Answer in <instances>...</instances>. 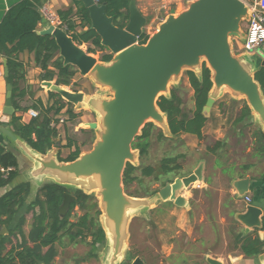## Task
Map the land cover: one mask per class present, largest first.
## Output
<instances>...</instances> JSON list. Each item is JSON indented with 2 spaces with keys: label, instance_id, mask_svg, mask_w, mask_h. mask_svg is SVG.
Returning a JSON list of instances; mask_svg holds the SVG:
<instances>
[{
  "label": "water",
  "instance_id": "obj_1",
  "mask_svg": "<svg viewBox=\"0 0 264 264\" xmlns=\"http://www.w3.org/2000/svg\"><path fill=\"white\" fill-rule=\"evenodd\" d=\"M78 1L87 10L90 28L99 36L100 44L112 54L110 60H97L91 56L61 27L49 25L38 32L51 35L64 65H73L81 75L87 76L102 89L103 96L90 98L50 81H43L42 84L67 102L84 104L96 113L98 123L88 124L96 132L91 150L79 153L73 160L64 161L57 157L58 140L52 148L40 153L12 130L0 125V132L17 144L33 162L30 173L39 181L47 180L67 188L80 189L98 198V221L106 243L100 260L102 264H121L126 258L131 218L160 200L184 205L185 199L179 192L202 177V165H199L193 173L165 183L148 199L127 194L122 181L127 163L138 166L139 151L132 148V142L146 123L159 125L163 134L174 137L157 100L160 96H169L168 83L172 76L180 74L183 66H188L186 71H192L197 76L203 64L210 71L212 86L202 109L204 116L214 99L228 89L233 97L246 100L264 135V94L254 79V72L259 66L253 65L251 55L236 57L231 50L232 37L245 40L246 33L241 31L240 22H247L251 11L244 0H187L186 9L178 13L170 11L146 41L139 43L142 28L148 19L141 15L133 0L127 7V19L122 26L114 23L104 3ZM260 46L255 49L259 54ZM200 57H204L206 62L200 63ZM2 63L6 83L2 113L11 116L15 112L11 101L12 84L6 59L3 58ZM107 94L110 96L104 97ZM248 182L246 178L236 183L239 195L245 193ZM73 200L71 193H64L59 206L60 216L65 215ZM260 213V208L248 205L238 219L246 227L261 228ZM0 233H5V228ZM207 261L209 264H221L211 258ZM130 264L144 263L140 257H135Z\"/></svg>",
  "mask_w": 264,
  "mask_h": 264
},
{
  "label": "crops",
  "instance_id": "obj_2",
  "mask_svg": "<svg viewBox=\"0 0 264 264\" xmlns=\"http://www.w3.org/2000/svg\"><path fill=\"white\" fill-rule=\"evenodd\" d=\"M17 1L18 0H0V18L9 7ZM133 1L141 15L148 19V22L142 28L143 33L146 35H151L157 29V25L164 20L170 11L174 10L175 13H178L187 8V0ZM244 1L247 4H256V2L261 0ZM43 5H46L55 15H57L58 10H65L71 7L75 10L76 8L73 0H44L39 6V11ZM126 11L127 9L123 10L124 13H126ZM76 22H78V20H76ZM48 26L49 25L44 22V19L41 18L37 25V30L42 31ZM246 27L247 22L241 21L240 29L242 32L246 31ZM86 29L87 27H79L78 31L82 32ZM243 42L244 41L239 37H232V53L236 57L249 54V56L251 55L250 59L254 61L253 65L255 67L264 65V43L259 48L261 51L259 54V52L255 50L251 52L245 51L243 49ZM84 44L88 47V44L83 43V45ZM107 52L108 50H104L103 53ZM95 53L101 54L102 52L97 51ZM19 59L24 64L25 75L24 80L20 81L18 85L21 89H24L25 96L21 98L18 97L16 103L19 107L27 108V110L33 108L32 105L36 99L41 100L44 105L50 106L53 103V98H49V91L51 90L45 87L42 84L43 81L39 79L41 69L35 66L33 54L24 51L20 53ZM2 60L3 58L0 57V125L12 130L9 124L10 116L2 113L6 99V83L3 75ZM78 72L74 75L72 81H75ZM50 82L55 84L54 80ZM88 82L90 84L89 89L82 90L70 88L71 90L68 89V91L82 92L90 98L96 95L103 96L101 93L102 89L99 86L94 85L90 79ZM187 84L191 88L188 82ZM224 93H226V91H223L219 97L214 99L209 112L205 114L207 120L202 128L201 139L188 133L170 137L163 134L164 132L161 126L154 125L157 130L163 132L162 134L168 140L174 139L173 141H176L181 139V141L186 142L182 151L175 150L171 152V147L167 146L166 141L165 148H168L171 152L169 156L184 155V157H186L188 152L193 155V163L191 166L187 167V170L181 169L182 174L177 175L175 178H181L193 173L199 165H202V177L201 180L194 182L188 188L182 189L179 192V195L185 199L184 205L178 206L171 200H160L145 207L146 209L139 214L140 217L145 220V225L141 230L142 235L145 236V245L142 249L135 245L130 249V231L128 227V240L125 252L126 257L128 254H131V261H133L135 257H140L145 264L141 256V250H148L149 252L152 250L150 239H152L153 234H155L158 242L154 247V252L157 257L155 263L157 264H209L207 258L214 259L221 264H264V250L255 257L244 256L238 250V247H236V243H234L233 235L235 233L229 235L230 230H228L226 226V217L228 218L229 216L231 220L235 222L234 227H236V234L241 232L242 235H244L249 232L252 235H257L260 239H264V158H260L254 149L255 138L257 139L258 132L262 129V126L252 111H250L249 115L243 116L242 118V107L247 103L244 98L233 97L231 94L226 96ZM190 94V96L193 95L192 89ZM108 96L110 95H104V97ZM193 105L194 102L192 98L188 110L193 109ZM183 106H185L184 100ZM26 111L15 108L14 113L20 115L21 119L27 122L30 118ZM72 111L77 116L70 117L67 112V106L62 108L59 114L55 116L58 122L61 120V122H57L56 125L58 130V137L56 140H58L60 144L57 154L58 159L67 157L70 152L69 148L64 147L66 136H69L67 130L70 127H72L75 132L81 129L84 130L83 133L90 134L88 144L69 136L76 139L78 143H81L80 153L90 151L96 138L95 130L90 129L88 126L91 122L98 123L96 113L88 106H84V104H73ZM241 118L242 120L239 121ZM76 119L77 123L74 124ZM152 137L148 153L142 159L138 157V165H143L145 163L149 164L151 161L154 164L156 163L155 161L161 158L162 154L160 153V155H158V153L153 150ZM231 139H236V142L242 143V149L238 151V157L242 156V158H249L252 162L229 164V160L233 157L231 155V150H228V144L231 143ZM216 142H219V144H215ZM0 143L6 149L14 153L18 163L17 175L9 184L0 188V195L18 183L28 182L30 184V193L28 197H30L31 194L34 196L37 188L40 186L39 184L47 180L39 181L30 173L33 162L17 144L1 132ZM83 147L88 148L83 149ZM145 160L147 161L144 163ZM257 166L260 167V172L258 174L254 172ZM246 178L249 180L247 190L243 195H239L237 190L238 185L236 186V183ZM145 180H149V178H145ZM163 182L167 183L164 179H160L154 183L155 186H153V188L158 190L164 185H162ZM152 194L153 193L138 197L141 199H148ZM210 196L218 201L214 208L209 207L207 204ZM245 196L250 197V202L244 200ZM222 200L234 201L233 204L237 207L229 208L221 206L220 202ZM248 205L261 209V213L258 217L261 221V228L246 227L245 224L238 219V215L244 213ZM23 215L25 217L23 230L27 234L32 225V212L23 213ZM137 216L138 215L133 216L130 222ZM18 218L17 214L15 219L18 220ZM156 218H162L163 222H157ZM14 220L12 222V228L15 227L16 221L14 222ZM149 220H152L154 225H150L149 222H147ZM90 241L91 238L89 237L84 242L70 243L67 236L61 237L60 240L54 244L55 254L52 260L53 264H102L100 255L106 243L96 244V249L91 252ZM181 241H183L182 244H180ZM29 244L31 245V243ZM83 244H87L89 246L88 249L84 250L82 253H77L76 247ZM7 248H9V245H7ZM133 248H135V250ZM45 250L46 248L43 249V251ZM134 252H137L139 255L136 256ZM125 259L122 260L121 263L127 261V259Z\"/></svg>",
  "mask_w": 264,
  "mask_h": 264
},
{
  "label": "trees",
  "instance_id": "obj_3",
  "mask_svg": "<svg viewBox=\"0 0 264 264\" xmlns=\"http://www.w3.org/2000/svg\"><path fill=\"white\" fill-rule=\"evenodd\" d=\"M43 1L18 0L0 18V57L6 59L7 62L12 84V104L21 111H26L27 108H21L16 103L18 97L25 96L24 89L18 85L20 81L24 80L25 75L24 64L19 59L20 53L27 51L33 54L35 66L41 69L39 75L41 81L54 80L56 85L69 86L72 78L78 72L73 65H64L54 38L49 34L39 33L37 30V25L42 18L39 6ZM73 1L75 10L71 7L57 11V16L66 33L78 46L83 43L88 44L87 53L100 51L102 53L99 60H110L112 54L110 52L103 53L107 49L100 44L99 36L90 28L87 10L78 0ZM130 1L132 0H99L100 3L105 4L107 14L113 17L114 23L118 26H122L127 17V11L124 13L123 10L127 9ZM118 18L119 22L116 21ZM79 27H87V29L79 32ZM147 36L143 33L138 42L144 43ZM184 74L193 90L194 105L190 110V115L184 110L183 101L177 95L174 87L170 89L168 97L160 96L158 98L157 105L165 113L169 131L173 136L188 133L201 139L202 128L207 120L202 114V109L212 86L210 71L203 64L199 76L192 71H185ZM254 79L259 83L264 94V65L255 70ZM49 98H53V103L50 106L44 105L39 99L34 100L32 107L38 111L36 118L25 122L20 115L14 113L9 119L13 132L40 153H45L52 148L58 137L56 127L58 119L55 116L62 108L67 106L70 117L77 116L72 111L73 104L64 100L58 93L49 91ZM242 114V118L250 114L246 104L242 107ZM52 123L54 125H51ZM154 129L156 128L153 123H146L141 129L140 135L136 136L132 142V148L139 151L140 159L147 155L152 136H155L157 140L165 139L160 130L156 129L157 132L154 133ZM81 131L84 132V130ZM215 144H219V142ZM80 146L81 143H78L76 139L66 136L64 147L69 148L70 152L67 157L59 159L64 161L75 159L80 153ZM254 149L263 159L264 135L261 130L258 132L257 139L255 138ZM183 157L184 155L161 157L153 165L134 166L127 163L122 175L124 189L133 182H137L138 179L149 178L153 182H157L163 174L181 170L182 164L179 159ZM17 167V158L14 153L0 143V188L9 184L17 175ZM172 181L173 179L167 180L170 183ZM163 184L165 183L163 182ZM156 191L153 190L151 193ZM66 192L71 193L74 200L65 215L60 216L59 206ZM29 193L30 184L21 182L0 195V232L2 228H5V234L0 233V264H53L54 244L63 236H67L70 243L84 242L90 237L91 252L96 249V244L105 242L104 232L98 221L100 214L98 208L96 216L85 209L84 213L79 215L75 221L70 219L76 206L85 208L86 200L91 194L53 182H46L37 188L30 201H28ZM127 194L131 195L128 192ZM24 207L26 212H32V225L27 234L23 230L25 217L20 214ZM17 214H19L18 220L15 219ZM13 220L16 221L14 228L11 227ZM233 240L238 250L246 257L258 256L264 250V239L249 232L244 235L241 232L235 233ZM44 248H46L45 251H43ZM134 253L136 256L139 255L137 252ZM121 264H130V260Z\"/></svg>",
  "mask_w": 264,
  "mask_h": 264
},
{
  "label": "rangeland",
  "instance_id": "obj_4",
  "mask_svg": "<svg viewBox=\"0 0 264 264\" xmlns=\"http://www.w3.org/2000/svg\"><path fill=\"white\" fill-rule=\"evenodd\" d=\"M80 47L85 51L87 49V45H85V44L80 45ZM89 54L91 56H93L94 58H96L97 60H99V57L101 55L100 53H89ZM199 62L200 63L206 62V60L204 57H200ZM188 68H189L188 66H183L181 71H180V74L178 76L177 75L172 76L169 83H168L167 89H171L172 87L176 88L177 95L182 99V101L183 100L185 101L184 110L189 112V115H190V109L188 110V107H189V103L192 101L193 95L190 96L191 95L190 94L191 88L188 86V84H187L188 81H187V78L184 74ZM88 81H89V79L87 77L80 75V72H78V75L76 76L75 81H72L73 84L71 83L69 86H61V87L65 88L67 90L68 89L69 90H71V89L85 90V89H89L90 84ZM224 88H226V87H224ZM225 91H226V93H224V94L226 96L230 94L228 89H225ZM160 94L163 95V92H161ZM76 123H77V119L74 121V124H76ZM56 125H57V123H56ZM80 130L81 129H79L78 131L75 132L73 130V128L70 127L67 130V132H68L69 136L78 139V141H80V142L84 141L85 144H88L90 134L83 133ZM153 132L155 133L156 129H154ZM152 139H153V150L156 151V153H158V155H160V153H161L162 154L161 157L169 156L171 154V152H174L175 150H181L182 151L184 149V145L186 143L185 141H181V139L176 140V141H173L174 139L168 140L167 138L162 139V140H157L155 136H153ZM207 140H208V138H207ZM166 141H167V146L171 147V150H172L171 152H170V150H168V148H165ZM230 141H231V143L228 144V150L229 151L231 150V155L233 157H232V159L229 160V164H231V163L241 164V163L252 162L251 159H249V158H246V157L242 158V156L238 157V151H240V149H242V143L241 142H236V139H231ZM86 146H89V145H86ZM87 148L88 147H83V149H87ZM163 148H164V151H163ZM192 156L193 155L190 152H188V154H186V157L179 159L180 163L182 164L183 170L184 169L187 170V167L191 166V164L193 163ZM146 161L147 160H145L144 163ZM149 164L153 165L152 161ZM254 172L258 174L260 172V167L257 166L256 169L254 170ZM136 173H139V172H136ZM180 174H182V170L172 171L168 174H163V176H161L160 179H164V181H167L168 179L174 180V178ZM44 183L45 182H43L39 185L41 186ZM154 183L155 182H153L151 179H149V180H145V178L138 179L137 182H133L130 186L126 187L125 191L130 193L133 196H142V195L150 194L153 190H157V189L153 188V186H155ZM31 196L28 197V201L33 199V194H31ZM92 196H94L95 198ZM98 201H99L98 198L94 194H91V196L89 198H87V200H86L85 208L83 209V208H79L78 206H76L75 210L72 211V215H70V219L75 221L79 215L84 213L85 209H88L90 214H92V215L94 214V216H96L95 213H96V210L98 208V204H97ZM217 202L218 201L215 200L214 197L210 196V198L207 201V204L209 205V207L214 208ZM233 203H234V201L222 200L220 202V205L226 206L229 208L237 207V206H234ZM22 209L23 210H21L22 212H20V214L28 213V212H26L25 207ZM166 209H168V208H166ZM18 217H19V214H18ZM162 218H163V215H162ZM162 218L161 219L156 218V221L159 223H162L163 222ZM215 219H216V217H215ZM226 219H227L226 226H227L228 230H230L229 235H233L234 233H236V231H235L236 227H234L235 222L232 221L229 216H228V218L226 217ZM147 222H149L150 225H154V222L152 220H149ZM144 225H145V220H143V218L140 217V215H138L136 218H134L129 223L130 249H132L133 245H135L141 249L144 247V245H145V238L144 237L145 236L142 235V233H141V230H142ZM150 243L152 245V247H151L152 250H150V252L148 250H145V251L141 250V256H142L143 260L145 261V264H157V263H155V261H157V259H156L157 257H156V254L154 252V247L156 246V244H158V242H157V238L155 237V234H153L152 239H150ZM182 243H183V241L180 242V244H182ZM88 247L89 246L87 244L79 245L78 247H76V252L82 253L84 250L88 249ZM229 248H232V247H229ZM133 249L135 250V248H133ZM131 257H132L131 254H128L126 257V259L128 258L127 261H129L131 259Z\"/></svg>",
  "mask_w": 264,
  "mask_h": 264
},
{
  "label": "built area",
  "instance_id": "obj_5",
  "mask_svg": "<svg viewBox=\"0 0 264 264\" xmlns=\"http://www.w3.org/2000/svg\"><path fill=\"white\" fill-rule=\"evenodd\" d=\"M96 1L99 2V0ZM248 6L251 11V16L247 21L245 31L246 38L243 42V49L247 52H251L264 43V0L256 2V4H248ZM40 14L46 24L64 29L58 16L55 15V13H53L46 5L41 7ZM26 113L30 119L38 116V111L33 108L28 109ZM59 122H61V120H59ZM51 125H54V123ZM1 171H3V169H1ZM244 200L250 202L251 199L249 196H245Z\"/></svg>",
  "mask_w": 264,
  "mask_h": 264
},
{
  "label": "flooded vegetation",
  "instance_id": "obj_6",
  "mask_svg": "<svg viewBox=\"0 0 264 264\" xmlns=\"http://www.w3.org/2000/svg\"><path fill=\"white\" fill-rule=\"evenodd\" d=\"M3 229V228H2ZM4 234V233H3Z\"/></svg>",
  "mask_w": 264,
  "mask_h": 264
}]
</instances>
